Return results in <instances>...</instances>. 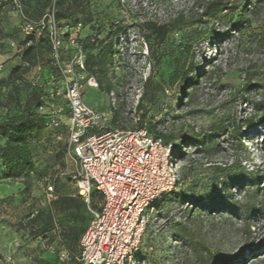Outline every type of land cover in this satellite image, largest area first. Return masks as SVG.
I'll return each mask as SVG.
<instances>
[{
    "label": "rangeland",
    "instance_id": "rangeland-1",
    "mask_svg": "<svg viewBox=\"0 0 264 264\" xmlns=\"http://www.w3.org/2000/svg\"><path fill=\"white\" fill-rule=\"evenodd\" d=\"M202 1L84 0L71 16L81 24L79 37L91 35L99 47L113 39L116 50L108 68L113 91L84 86V100L110 112V126L154 129L180 149L177 190L142 238L146 264H264V113L255 109L264 101V0L251 6L252 25L239 28L233 22L240 9L198 22ZM181 15L190 22L163 42L147 36L149 23ZM20 23L12 9L0 14V82L21 64ZM115 27L122 31L113 35ZM192 63L200 77L182 91L180 75ZM43 81L33 67L1 85L0 119L20 114ZM53 102L65 108L62 125L46 124L30 137L32 171L9 178L0 160V264H76L61 262L59 253L78 254L81 234L102 204L95 191L90 202L78 197L67 152L70 111L54 97L42 113L51 114ZM237 122L240 139L233 132ZM221 125L225 131H214ZM209 140L216 147L205 151ZM216 165L226 167L223 175L214 172Z\"/></svg>",
    "mask_w": 264,
    "mask_h": 264
},
{
    "label": "built area",
    "instance_id": "built-area-1",
    "mask_svg": "<svg viewBox=\"0 0 264 264\" xmlns=\"http://www.w3.org/2000/svg\"><path fill=\"white\" fill-rule=\"evenodd\" d=\"M7 4L18 14L28 44L44 34L48 37L52 64L61 74L59 80L50 82V100L64 99L70 111L67 152L74 163L72 177L86 202L93 191L103 199L81 236L79 253L61 250L60 261L146 264L140 254L143 235L179 185L175 145L145 127H112L110 112L97 110L84 100V86L99 88V82L86 70V54L79 42L81 24H61L55 5L34 20L24 14L21 0H0V9ZM69 51L72 54L64 61ZM52 106L48 123L59 127L65 108L55 102ZM49 193L53 195L52 186Z\"/></svg>",
    "mask_w": 264,
    "mask_h": 264
},
{
    "label": "trees",
    "instance_id": "trees-1",
    "mask_svg": "<svg viewBox=\"0 0 264 264\" xmlns=\"http://www.w3.org/2000/svg\"><path fill=\"white\" fill-rule=\"evenodd\" d=\"M261 1L262 0H203L199 5L201 19H199L198 22L204 23L210 20H216L223 12L232 11L234 13L240 9L233 22V26L235 28H239L245 24L246 26H251V16L256 15L255 11L251 9V6ZM83 2L84 0H21V5L24 14L34 20L41 18L47 9L55 5L57 20L63 24L73 21L71 20V16L77 9L82 8ZM8 8L12 9L9 4L1 8L0 14L4 9ZM189 22L187 17L183 15L174 18L169 23L157 24L156 22H151L147 25L150 30L147 36L150 37L154 35L159 41L163 42L171 30L179 28L182 24H187ZM120 31H122V27H115L113 35L118 34ZM252 32L254 31L248 34H254ZM28 41L29 38L25 36V41L20 48L21 64L12 69L8 80L0 82V86L14 84L18 80H21L33 67L39 68L41 76L44 77L43 84L39 88L35 87L33 89L20 114L0 119V140H4V143L0 146V160L3 162L7 177L12 179L21 178L24 174H28L32 171L33 155L30 147V137L35 132L42 130L46 124H49L48 114L42 113L41 110L45 106L46 100H50V93L53 85L49 83L53 79L59 80L61 78L59 69L52 64L51 45L47 35L44 34L30 44H28ZM79 42L83 46L86 54L85 65L87 72L96 77L101 91L111 93L114 89V84L108 76V68L112 64L116 53L113 39L101 47H99V44L96 43L94 37L91 35H87L85 38L79 37ZM71 54L72 52L69 51L67 54L63 55V60H69ZM195 71L196 67L192 63L188 66L186 71L181 73L179 81L182 91H185L189 85H194L198 82L200 74L194 75ZM172 78L174 80L177 77L173 75ZM245 78L246 86H250L252 79L251 74ZM154 86H156V89L159 88V85ZM154 86L151 87V90L155 89ZM146 94H148V89L144 91L143 96H146ZM1 104L2 102L0 101V105ZM255 109L259 113H264V101L256 103ZM246 124L249 125L251 123ZM152 130L155 136L162 137L165 142H171L167 136H163L154 131V129ZM225 130L226 128L223 125L214 127V131ZM233 130L236 139H240L239 136L242 134V127L239 122H237L236 126L235 123H233ZM150 132L152 133V131ZM214 147H216V143L213 140H209L204 143L203 149L207 151ZM174 154L178 158L181 154L179 147L176 145ZM225 171L226 167H222L221 165H216L214 170V172L219 175H223ZM260 206H262V204L257 202L255 204L256 210H258Z\"/></svg>",
    "mask_w": 264,
    "mask_h": 264
},
{
    "label": "crops",
    "instance_id": "crops-1",
    "mask_svg": "<svg viewBox=\"0 0 264 264\" xmlns=\"http://www.w3.org/2000/svg\"><path fill=\"white\" fill-rule=\"evenodd\" d=\"M78 197L82 200V201H84V202H86L84 199H83V197H81L79 194H78ZM90 223V222H89ZM88 226V225H87ZM83 234V233H82ZM82 236V235H81ZM80 239H81V237H80ZM72 263H76V264H79L78 262H72Z\"/></svg>",
    "mask_w": 264,
    "mask_h": 264
}]
</instances>
